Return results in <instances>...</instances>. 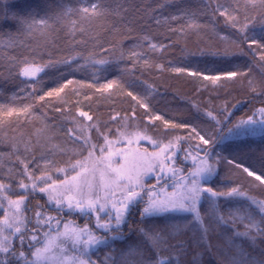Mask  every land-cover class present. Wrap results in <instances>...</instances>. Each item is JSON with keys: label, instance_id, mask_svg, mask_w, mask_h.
<instances>
[{"label": "trees", "instance_id": "trees-1", "mask_svg": "<svg viewBox=\"0 0 264 264\" xmlns=\"http://www.w3.org/2000/svg\"><path fill=\"white\" fill-rule=\"evenodd\" d=\"M118 2L127 9L126 14H122L121 18L109 15L79 22L84 31L83 34L77 31L74 39L69 35V28L70 20L79 21L75 14L53 23L44 34L39 31L30 35L18 34L15 24L0 23V34L10 31L15 41L8 44V35H3V42H0V180L10 185V188L3 192L4 196L12 200L25 197L21 213L27 216L28 229L36 227L34 213L37 211L55 214L65 221L72 220L81 227L86 223L92 227L94 225V216H82L66 209L62 212L57 211L55 205L49 203L45 193L31 190L25 192L19 188L21 180L25 184L35 180L38 182L37 188L41 187L37 178L44 173L56 181L62 180L63 174L57 172L58 168L67 169V175L72 173L69 165L88 154L82 149L81 144L69 135V130H72L76 137L81 135L77 125L87 126L96 123L101 132L107 133L108 138L117 136L116 129L120 132L138 129L150 139L163 140L165 143L172 137H186L188 129L166 130L163 122L159 120L154 121V127L150 126L148 118L144 115L145 110L138 106L133 97L141 102H148L154 114L163 116L170 123H187L196 126L197 131H200L201 127L210 129L214 124L211 118L205 115V111H211L219 116L222 106L227 104L228 111L233 113L231 119L235 122L240 117L246 118V115H251L254 109L264 107V62L260 61L259 55L254 56L249 52L246 44H240L244 54L228 62L214 60L212 57L189 55L196 52L198 47L206 48L212 45L215 48H224L231 46V41L237 40L233 31L225 28L223 18L216 17V22L213 23L208 0H118ZM238 2L240 7L244 6V0ZM13 3L17 8H32L39 15H43L49 5L57 7L63 3L73 8L79 6L77 0H13ZM107 3L111 8H115L117 0H107ZM161 3L164 4L163 7H159ZM178 9L197 12L203 29L184 35L170 32V28H179L187 23L186 20L171 19V16L178 15ZM252 34L259 39L264 35V30L257 26L254 33H250ZM144 36L151 37V43L157 45H167L170 41L174 44L164 51L159 48L153 50L148 47L149 42L143 39ZM221 37L228 39L223 40ZM74 41L82 43L77 44ZM101 46L113 47V51L110 54L105 53L101 51ZM134 47L142 56L135 62V67L133 61L128 59L129 50ZM29 48L41 54L43 61L62 60L77 53L87 57L91 53L95 59H108L110 63L98 66L101 71L95 72L91 65H87L86 61L78 56L71 70L67 65L58 64L40 73L38 77L30 78V82L26 83L29 78L17 76V69L13 67V63L22 56L29 55ZM121 52L124 53V59H120ZM77 63L84 67H77ZM161 64L164 66L163 69L157 67ZM189 65L199 66L202 70L204 68L237 70L247 72V76H239L231 82H225L223 86L204 87L200 81L174 71L177 67ZM68 79H72L74 83L68 85L62 92L52 96L45 95L52 89L61 87ZM111 80H117L118 83L113 85L112 89L102 90L101 85ZM249 80H252V85L249 84ZM149 85L154 86L155 91H152ZM253 86L256 87L255 93L252 91ZM33 87L35 92L30 95ZM129 92L132 96L128 95ZM42 95L45 96L44 100L39 99ZM232 105L236 107L233 108ZM25 106L30 107L27 111H21ZM133 111L135 119H121L124 116L132 117ZM81 112L88 113L93 118L92 121L80 116ZM145 128L147 131H144ZM108 129L112 131L109 132ZM87 134L93 143L103 145L104 141L97 138L95 129ZM143 146L150 148L148 143H144ZM180 147L186 148L188 145L182 144ZM217 153L227 160L234 159L237 163L258 170L262 167L260 158L264 156V133L226 139L213 149V158ZM24 164H27L32 180L21 175ZM177 165L184 170V175L191 170L183 161L182 152L178 153ZM252 180L253 178L247 177L225 159H219L217 174L212 177V186L219 191L239 184L251 196L264 200V187L258 186V182L254 185ZM147 184L154 185L156 180L149 179ZM249 203L243 200H220L219 209L229 220L227 225L216 224L208 215V206L202 204L201 213L209 228L207 236L203 239L195 222H190L192 217L189 214L174 213L166 217H157L149 220L147 224L158 228L174 225L181 230L176 239L187 243L188 254H177L178 258L169 260L168 264H189L197 253L200 254L197 257L199 264H217L221 259L218 247L224 245L225 238L232 236L234 229L244 231V223H247L236 222L233 228L229 210L237 205L247 207ZM142 206L137 205L128 217V222L123 227L126 236L129 229L146 226L141 224L139 216V209ZM256 218L259 219L258 216ZM44 231H47V227L39 230L37 234L43 238ZM95 233L104 235L102 231L96 229ZM27 235H31V232ZM139 239H141L139 233H133L127 240H116L108 247H100L91 258L97 264H102V258L106 254H111L119 260L121 251H126L129 244ZM175 242L176 240H170V243ZM13 243L19 251V241L14 240ZM236 243L257 258L264 253V237H257L255 243L247 238L238 237ZM26 244L27 236L23 249L25 252L28 251Z\"/></svg>", "mask_w": 264, "mask_h": 264}, {"label": "snow or ice", "instance_id": "snow-or-ice-1", "mask_svg": "<svg viewBox=\"0 0 264 264\" xmlns=\"http://www.w3.org/2000/svg\"><path fill=\"white\" fill-rule=\"evenodd\" d=\"M79 6L73 8L60 3L57 7L49 5L43 15H39L34 9L27 7L17 8L13 0H0V23L11 22L16 25L18 34H31L39 31L44 34L47 29L52 27L55 22L62 21L66 17L73 14L77 15L78 20H70L69 35L74 39L75 34L79 31L83 34L84 29L80 27L79 22L90 21L92 19L113 16L121 18L122 14L127 13V9L119 4L118 0L115 8H111L107 0H77ZM214 5V6H213ZM161 3L159 7H163ZM208 6L211 8V16L213 23L216 17L223 18L224 26L231 29L236 35L237 40L231 41V46L224 48H215L208 45L206 48H199L192 56H200L204 58L212 57L214 60L228 62L238 55H242L243 49L240 44H246L249 52L254 56L259 55L261 62H264V35L259 39L256 38L254 30L259 26L264 30V0H244V6L240 7L238 0H208ZM172 20H186L184 26L175 29H169L172 33L184 35L188 32H199L203 29V25L199 23V14L190 9H178V15L171 16ZM214 30V29H213ZM8 35V44H12V33L0 34V42L2 36ZM143 39L148 41V47L155 50L159 48L161 51L172 47L174 42L167 45L151 43V37L144 36ZM227 40V37H221ZM239 41V43H237ZM74 43H82L74 41ZM101 51L111 53L113 47L104 48ZM84 59L87 65H91L95 72L101 71L98 66H104L110 63L108 59H95L94 54L84 57L77 53L74 56L66 57L62 60L53 61L51 59L43 61L41 54L36 53L29 48V55L22 56L18 61L13 63V67L17 69L16 74L19 77L29 78L25 82H30V78L38 77L40 73H44L47 69L55 67L58 64L67 65L71 70L77 57ZM142 58L141 53L135 50V47L129 50L128 59L135 62ZM120 59H124V53L121 52ZM147 64V60H145ZM77 67H84L77 63ZM163 69V65H158ZM105 71L107 69H104ZM176 73L191 77L200 81L204 87H219L225 82H231L239 76H247V72L237 70L215 69L203 70L199 66L189 65L187 67H177L174 69ZM207 82V83H204ZM72 79H68L65 84L59 88L52 89L45 93L47 96L62 92L68 85L73 84ZM117 80H111L101 85L102 90H109L116 85ZM252 80L249 84L252 85ZM87 87H95V85H87ZM155 91L154 86H148ZM200 89L198 88L197 91ZM252 91L256 92V87H252ZM33 87L32 93L34 94ZM132 96V93H128ZM45 96H40V100H44ZM139 107L144 109V115L148 118L150 126L154 127V121H162L165 129H188L186 137H172L164 143L163 140H151V146L158 151L148 153L145 150L143 156L144 161L138 167H127L119 161H113V153L109 151L112 144L105 132H101L98 124L92 123L87 126L77 125L81 135L76 137L72 130H69L70 137L81 144L84 151H87V159L104 163V170L97 176L95 167L88 168L85 163L77 161L70 164L71 171L75 173L70 178L65 173V169L58 168L57 172L65 174V179L57 184L52 180L51 176L44 173L37 178L46 186L37 189L35 182L25 184L19 181V188L25 192L31 190L33 192L47 193L48 201L55 205L57 211L79 213L82 216H94L95 222L93 227L96 231H102L104 235L98 236L86 223L82 227L73 221L62 223L61 217L49 216L44 212L37 211L34 213L36 227L28 229V221L21 213V206L24 204L25 197L21 196L16 200H12L7 196L0 197V208L7 206L12 211H5L4 216L0 219V264H97L91 257L98 252L100 247H108L116 240H127L128 236L133 233H139L141 239L127 246V250H122L119 260L111 254H106L102 258V264H168L169 260L177 259V254L187 255L188 245L183 240L176 239L181 231L176 226L158 228L154 225L147 224L149 220L157 217H166L170 214L181 213L189 214L192 221L198 226L201 233V239L207 236L209 232L208 226L204 222V216L201 213V205L206 204L208 215L216 224L227 225L229 220L221 213L219 209V201H247L250 202L247 207L237 205L229 210V217L233 228L236 222L244 223V231L235 230L232 236L225 238L224 245L218 247L221 259L217 264H264V253L257 258L252 253L247 252L242 245L236 243V238L244 237L255 243L257 237H264V200L253 197L248 191L244 190L241 185L227 188V190H217L212 186V177L217 174V164L219 159H225L227 163L239 169L247 177L253 178L252 183L260 187H264V156L260 158L262 167L253 170L251 166H245L243 163H237L234 159L227 160L221 157L219 153L213 158V149L225 141L230 135L232 137H246L254 134L259 130L264 133V107L254 109L251 115L238 118L232 121V112L228 111V105L225 104L217 116L211 111H205V115L214 122L210 129L200 128L197 131L196 126L187 123H170L163 116L154 114L148 102H141L133 97ZM28 107L21 109L27 111ZM194 107H196L194 105ZM233 108L236 105H232ZM15 111V110H13ZM259 115V119L255 118ZM80 116L86 117L88 121H92V117L86 112H81ZM115 119V118H113ZM122 120L135 119V112L132 117H121ZM231 125V126H229ZM107 127V125H105ZM95 129L97 138L103 139L104 144L98 145L92 142L87 134L90 130ZM109 132L112 129H108ZM147 131V128L144 129ZM116 134L124 138V133L119 129L115 130ZM201 132L204 134L202 135ZM135 135L139 139L149 140L150 138L140 133H128ZM207 137V138H206ZM198 140L197 143L191 141ZM131 142V141H129ZM187 144L188 147H180ZM207 146V147H206ZM99 151L100 157H95V153ZM197 155L192 156V152ZM183 153V160H191L193 170L183 174L184 170L179 167H172L176 162L177 154ZM107 153V155H104ZM203 153V155H200ZM121 155L120 153L116 154ZM210 158L212 162H209ZM113 163L117 166L113 167ZM39 167V166H37ZM21 175L32 180V176L28 173L27 164L23 165ZM91 177V179H90ZM11 178V177H9ZM155 179L156 184L147 185V179ZM51 181V183H49ZM95 181V183H93ZM162 181H171V183H161ZM207 185V186H205ZM171 187L172 191H167ZM10 185L0 180V192L9 189ZM143 206L139 209L141 226L136 229H129L128 236L123 232V227L128 222V217L137 205ZM42 207V206H41ZM104 216L106 219H102ZM259 217L257 219L256 217ZM53 222L55 228L53 229ZM21 225V226H18ZM47 227L49 230L42 233V237L37 233L39 230ZM53 231L55 235H53ZM9 232V235H5ZM31 232V235H27ZM27 236V248L25 247ZM14 240L19 241L20 250L17 251L13 243ZM170 240H176L170 243ZM65 245H70L66 248ZM168 255L165 256L164 254ZM197 253L189 261V264H199Z\"/></svg>", "mask_w": 264, "mask_h": 264}, {"label": "rangeland", "instance_id": "rangeland-1", "mask_svg": "<svg viewBox=\"0 0 264 264\" xmlns=\"http://www.w3.org/2000/svg\"><path fill=\"white\" fill-rule=\"evenodd\" d=\"M257 118L258 119L260 118L259 115H257ZM121 132L125 134L123 139H121V137H119L118 135L116 137H113V138H108L109 141L112 142V144L109 146V149L108 150L111 151L114 154L113 157H112V160L113 161H119V163L125 164L127 167H130V168L131 167H138V166H140L143 163V161L145 159L144 156H143L145 150H147L148 153H152V152L158 151V149H155V148H153L151 146L150 141L152 139L143 140V139H139L135 135H128V133H140L141 135L147 136L143 131H140L138 129H134L133 131L132 130H130V131L128 130V131H121ZM261 133L262 132L259 130V127L257 126V131L254 134H252V135H258V134H261ZM230 138H236V137H232V136L229 135L227 137V139H230ZM129 141H131V142H129ZM144 143H148L150 145V148H147V147L143 146ZM165 143H167V142H165ZM117 153H120L121 155L117 156L116 155ZM191 154H192V156H196L197 155V154H195L193 152ZM104 155H107V153H105ZM100 156H101V153L99 151L95 153V157L98 158ZM177 156H178V154H177ZM87 157H88V154L86 156H84L83 158L78 159L77 161H80L82 163H85V165L88 168H90V169L93 168V167H95L97 169V176H98L99 173L104 170V163L97 162L95 160L87 159ZM212 159L213 158H210L209 162H212ZM184 162L187 163L191 167V170H193V163H192L191 160L184 161ZM112 166L113 167H116L117 164L116 163H113ZM170 166L181 168L180 166L177 165V158H176L175 164L174 165H170ZM63 169H65V168H63ZM217 171H218V164H217ZM65 173L67 174V169H65ZM60 174H63V173H60ZM72 175H75V173L73 171H72V173L70 175H67V176L70 178ZM51 178H52V180H54L53 177H51ZM63 179H65V174H63ZM90 179H91V177H90ZM62 180H60V181H62ZM148 180L149 179H147L145 181L146 184H147V181ZM54 181H56V180H54ZM60 181H56L57 184H59ZM33 182H35L36 185H38V182H36L35 180L30 181V183H28V184H31ZM39 183L42 185L41 187H45L46 186L42 182H39ZM49 183H51V181H49ZM93 183H95V181H93ZM41 187H39V188H41ZM39 188H37V189H39ZM167 191L171 192L172 191V188L169 189V187H168L167 188ZM3 196H4V193L3 192H0V197H3ZM45 196H46V198L48 200L47 193H45ZM51 205L54 206V204H51ZM4 206H6V207H4ZM4 206H3L4 208L3 207L0 208V219L3 218L4 213H5L6 210L9 211V212L12 211L11 209L8 208L7 203H4ZM22 206H21V208H22ZM47 215L58 217L55 214H47ZM24 217L27 218V216H24ZM101 218L102 219H106V217H104V216H102ZM69 221H72V220H69ZM64 222H67V221H65V220L62 219V223H64ZM18 226H21V225H18ZM21 227H23V226H21ZM27 227H28V224H27ZM52 227H53V229L55 228L54 222H53ZM89 227L90 228H93L91 225H89ZM48 230L49 229L47 228V231ZM93 231L95 232V229L94 228H93ZM9 234H10L9 232H5V235H9ZM53 235H55V232L54 231H53ZM98 236H100V235H98ZM65 247L66 248H70L71 246L70 245H65Z\"/></svg>", "mask_w": 264, "mask_h": 264}]
</instances>
